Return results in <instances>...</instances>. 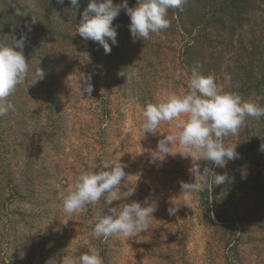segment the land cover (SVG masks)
<instances>
[{
    "label": "rangeland",
    "instance_id": "obj_1",
    "mask_svg": "<svg viewBox=\"0 0 264 264\" xmlns=\"http://www.w3.org/2000/svg\"><path fill=\"white\" fill-rule=\"evenodd\" d=\"M168 18L170 28L135 42L130 18H116L121 32L115 44L109 39L107 54L97 42L76 33L71 22H65L70 36L35 31L27 37L25 58L30 67L40 63L46 75L34 85L30 80L20 85L8 98L14 110L0 117V264H60L67 247L77 255L95 248L103 264H264V117L247 118L236 135L224 139L226 147L237 145L240 155L214 171L227 173L232 183L210 182L188 206L179 193L181 181L194 182L192 158L177 154L162 164L149 163L174 122L144 136L143 111L162 101L166 90L185 94L191 74L182 57L189 36L174 9ZM238 33L234 44L218 41L206 56L204 64H211L207 73L223 90L264 106L262 88L250 81L253 73L238 70L245 58L255 59L249 67L254 72L261 66L257 58L264 57V3H255ZM81 74L91 76V96L78 87ZM226 77L230 87L224 84ZM104 161L124 165L127 179L121 191L135 187L134 194L65 214L67 186ZM198 163L201 171L212 166ZM145 198L157 204L149 230L134 238H93L98 215ZM172 206H179L175 215L168 213Z\"/></svg>",
    "mask_w": 264,
    "mask_h": 264
},
{
    "label": "clouds",
    "instance_id": "obj_2",
    "mask_svg": "<svg viewBox=\"0 0 264 264\" xmlns=\"http://www.w3.org/2000/svg\"><path fill=\"white\" fill-rule=\"evenodd\" d=\"M63 3V0H57ZM77 5L78 0H71ZM185 0H138L135 7H130L128 0L113 3V0H89L82 14L76 33L84 40H92L110 53L109 39L116 43V31L112 21L123 9L130 18L128 25L133 42L146 41L151 34H158L170 28L169 9H179ZM27 6L35 9L37 0H27ZM18 15L25 11L17 8ZM28 30L31 26L28 25ZM75 33V34H76ZM26 33L19 39L12 35L8 41L0 42V117L5 116L14 105L8 101L14 96L18 87L30 80L34 85L45 78V71L38 65L30 67L24 55ZM224 84L231 86L230 77ZM78 87L82 94L91 96L93 86L91 76L81 74ZM164 99L158 103L148 104L143 111L141 130L145 134L158 133L164 122H174L173 131L163 135L157 148L150 154L149 163L162 164L168 156L179 154L183 158H192L189 169L194 182H180V193L184 205L189 204L193 195L204 191L209 183L213 186L230 184L233 177L227 173L217 174L214 167H225L227 161L239 158L237 145L226 147L224 139L236 135L245 125L247 118L259 120L264 117V106L252 101H245L232 91L223 90L211 75H203L194 67L187 82V92L183 95L170 91L162 92ZM178 149V150H174ZM260 150L264 152V143ZM198 161H207L212 166H205L201 171ZM126 178L124 165L121 162L104 161L99 168L82 172L75 181L68 185L62 198V211L71 216L86 210L88 205H95L103 200L104 205H111L114 200L134 194V188L122 192V180ZM127 179V178H126ZM180 206V205H179ZM179 206L168 209L169 215H175ZM157 210V204L132 201L118 207H109L106 214L95 218L92 229L93 238H134L144 230H149L150 220ZM60 264H103L99 251L89 248L87 252L77 255L75 249L64 250Z\"/></svg>",
    "mask_w": 264,
    "mask_h": 264
},
{
    "label": "trees",
    "instance_id": "obj_3",
    "mask_svg": "<svg viewBox=\"0 0 264 264\" xmlns=\"http://www.w3.org/2000/svg\"><path fill=\"white\" fill-rule=\"evenodd\" d=\"M257 1L264 3V0H185L181 8L174 9L180 28L189 36L183 46L182 57L190 71L198 67L200 73L208 75L211 64H204L206 56L216 50L215 45L218 41L234 44L235 38L239 37L238 30L247 23L249 11L254 8ZM121 2L122 0H113L114 4ZM88 3L89 0H78V4L74 6L71 0H63L62 4L57 0H37V7L33 9L27 6V0H0V42L6 43L12 35L18 38L22 33H26L28 37L35 31H43L46 36L51 33L70 36L69 26L65 22L74 23L78 27ZM128 4L135 7L138 0H128ZM17 8L26 14L18 15ZM122 17L129 19L123 9L116 18L123 22ZM115 19L112 26L120 35L121 28H117L119 24H116ZM53 24H58L61 29L57 31L56 27L55 29L52 27ZM28 25L31 26L30 31ZM254 61V58L250 60L245 58V62L238 70L243 71L244 75L248 73L247 71L250 75L253 73L249 77L250 81L260 85L264 93V57L257 58L261 63L259 71L254 72L249 68ZM236 81L241 82V79L238 78ZM242 82L245 80L242 79ZM215 215L222 221L219 212L216 211Z\"/></svg>",
    "mask_w": 264,
    "mask_h": 264
}]
</instances>
